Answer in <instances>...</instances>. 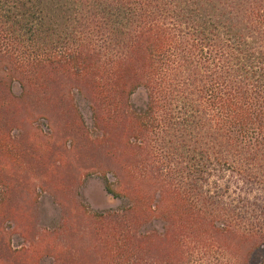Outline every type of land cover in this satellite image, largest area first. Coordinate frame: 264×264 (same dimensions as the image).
Here are the masks:
<instances>
[{
	"label": "trees",
	"instance_id": "16d2710c",
	"mask_svg": "<svg viewBox=\"0 0 264 264\" xmlns=\"http://www.w3.org/2000/svg\"><path fill=\"white\" fill-rule=\"evenodd\" d=\"M51 82L134 152L93 216L108 264H264V0H0L1 150Z\"/></svg>",
	"mask_w": 264,
	"mask_h": 264
},
{
	"label": "rangeland",
	"instance_id": "374dc122",
	"mask_svg": "<svg viewBox=\"0 0 264 264\" xmlns=\"http://www.w3.org/2000/svg\"><path fill=\"white\" fill-rule=\"evenodd\" d=\"M54 84L45 93L28 91L14 107L23 110L20 116L3 115L10 134L20 135L13 149H0V175L7 177L0 184V200L5 198L0 206V264L109 263L108 236L93 216L123 206L106 193L104 173L114 181L112 172L121 175L116 169L132 164V149L120 137L90 147L95 138L88 105L78 104L81 118H74L70 100H76L71 97L75 90H58ZM236 185L247 186L242 181ZM253 187L237 194L250 191L252 198L257 193ZM253 212L258 216L261 210Z\"/></svg>",
	"mask_w": 264,
	"mask_h": 264
}]
</instances>
